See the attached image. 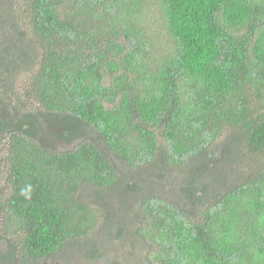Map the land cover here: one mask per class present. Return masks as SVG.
I'll list each match as a JSON object with an SVG mask.
<instances>
[{
	"label": "trees",
	"instance_id": "obj_1",
	"mask_svg": "<svg viewBox=\"0 0 264 264\" xmlns=\"http://www.w3.org/2000/svg\"><path fill=\"white\" fill-rule=\"evenodd\" d=\"M0 264H264V0H0Z\"/></svg>",
	"mask_w": 264,
	"mask_h": 264
},
{
	"label": "rangeland",
	"instance_id": "obj_2",
	"mask_svg": "<svg viewBox=\"0 0 264 264\" xmlns=\"http://www.w3.org/2000/svg\"><path fill=\"white\" fill-rule=\"evenodd\" d=\"M148 24V23H147ZM154 28H155V30H157V31H160V28H159V26L158 25H155L154 26ZM170 39V38H169ZM160 40L161 41H159V44H158V46H157V48H158V51L160 52L162 49H164V50H167L169 47H170V45H171V40L169 41L168 40V37H167V34L165 33V32H162V34H161V37H160ZM124 167L123 166H119V169H118V171L121 173V172H124ZM108 250L109 251H114L115 250V248H114V243L111 245V246H108ZM109 256H112V253L110 254L109 253Z\"/></svg>",
	"mask_w": 264,
	"mask_h": 264
}]
</instances>
